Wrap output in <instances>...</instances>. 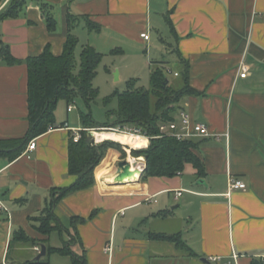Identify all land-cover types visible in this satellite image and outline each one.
Here are the masks:
<instances>
[{
	"label": "crops",
	"instance_id": "obj_1",
	"mask_svg": "<svg viewBox=\"0 0 264 264\" xmlns=\"http://www.w3.org/2000/svg\"><path fill=\"white\" fill-rule=\"evenodd\" d=\"M10 1L0 0V14ZM41 1L57 10L55 32L47 30L37 0H27L17 17L0 20L2 43L21 61L0 63V139L25 136L24 61L46 46L61 54L68 13L97 24L98 31H88L95 40L117 46L147 45L152 34L163 41L160 35L168 32L173 44L162 43L174 56L170 75L178 73L180 55L189 66V85L203 94L183 98L181 108L210 133L197 138L195 152L205 170L201 179L191 165L172 178L143 179L142 171L133 179L115 178L120 161L109 151L94 170L95 184L55 207L65 229L62 242L76 234L71 249L87 264H211L210 256L229 260L233 254L236 264H264V0ZM80 127L55 115V126L34 139V150L26 146L13 161L0 157V201L7 210L0 212V264L37 261L41 245L10 241L19 231L33 241L44 238L36 227L50 190L75 180L68 173V142ZM140 165L145 167L143 158ZM231 179L246 188L231 189ZM73 217L84 219L75 231ZM152 233L180 234L185 247L151 240ZM49 241L50 236L47 244L61 248Z\"/></svg>",
	"mask_w": 264,
	"mask_h": 264
},
{
	"label": "trees",
	"instance_id": "obj_2",
	"mask_svg": "<svg viewBox=\"0 0 264 264\" xmlns=\"http://www.w3.org/2000/svg\"><path fill=\"white\" fill-rule=\"evenodd\" d=\"M38 1L39 10L45 20L47 30L55 32L57 21L53 16V8L50 4ZM27 0H11L6 10L0 14V20L17 17L23 12ZM84 23L87 31H98L100 27L89 21L87 17L68 13L66 16L67 35L60 55H53L49 46H46L41 54L27 58L24 63L27 66V105L29 128L24 137L20 139H0V157L13 161L21 155L30 141L45 134L55 126V110L59 100H64L67 107L76 97H80L89 108L97 96L93 87V79L96 76L97 67L101 61V54L92 46L84 45L79 54V66L76 68L75 49L78 39L72 35V30ZM176 52L178 53L177 49ZM0 63L15 65L21 61L15 59L9 47L0 39ZM179 70L177 75L181 84L177 87L171 84L167 78L165 62H151L149 89L136 87L134 81L127 83L126 90L114 92L105 102L115 99L117 109L113 112L115 122L108 125H98L90 117V114L80 115V128L78 140L71 137L68 142V173L75 177L74 182L64 188L50 190L49 201L39 217V226L36 231L44 238L31 240L24 236L22 231L14 233L10 245L20 240L26 244H39L45 246V256L58 254L69 256L71 264H87L85 256L75 253L71 245L76 239L64 243L61 248L50 247L48 237L53 232L61 234L65 229L57 221L54 214L55 207L68 195L85 190L95 184L94 170L109 151H119L122 158L125 153L119 143L105 140L94 143L89 130L96 133L108 131L117 127L128 126L138 129L142 135L148 138V146L144 149L130 150L133 157H143L145 167L142 170L143 179L150 177L172 178L183 172L185 166L191 165L197 178L205 175L201 158L196 154L199 143L197 138L177 140L173 137H159V126L175 122L177 115L183 109L180 101L185 97L201 96L202 93L191 88L188 82L189 66L178 56ZM170 70V69H169ZM171 72V71H170ZM109 116V115H108ZM63 125V124H62ZM84 219L73 217L71 226L76 229V224L83 223ZM151 240L166 241L178 247H185L180 234L165 235L152 233ZM44 257L23 264H47Z\"/></svg>",
	"mask_w": 264,
	"mask_h": 264
},
{
	"label": "rangeland",
	"instance_id": "obj_3",
	"mask_svg": "<svg viewBox=\"0 0 264 264\" xmlns=\"http://www.w3.org/2000/svg\"><path fill=\"white\" fill-rule=\"evenodd\" d=\"M53 12L57 15L56 9H53ZM167 33L160 35L163 38V41H160L156 35L152 34L151 41H149L147 45H140L136 43L117 46V43H113L111 40H102L104 42L95 40L97 37L96 34H89V32L83 27V23H79L72 30V35L78 39V45L75 49L76 68L79 66V54L82 46H94L97 52L102 54L101 61L96 70V76L92 82L93 87L97 91V96L89 108L84 104L80 97H76L70 105L72 107L70 112H67L66 102L64 100H59L54 114L59 119L66 120L67 118L71 125H80V115L83 114H90L91 119L98 125H108L114 123L115 116L113 112L117 109V102L113 99L106 103V98L110 97L116 91H125L127 83L131 80L135 82L136 87L149 89L151 61H162L165 62L164 66L168 69L170 68L171 71L175 69L174 67H176V64L173 53L167 45L164 44L165 42L173 44L171 39L167 38V36L169 37ZM167 78L174 86L178 87L181 84L180 78H174L172 75H167ZM93 141L94 143H100L95 139H93ZM119 145L121 150L125 153V157L122 158L120 152L115 151L118 153L117 157L120 164L122 161H126V163H128L129 160H134L140 164L143 157L133 158L131 153L129 156L127 153L130 150L137 149H128L126 146L121 144ZM61 236L58 232L51 233L49 244L62 247L64 242H62ZM44 260L48 261L47 264H71L69 256H62L58 254H51L48 257H44Z\"/></svg>",
	"mask_w": 264,
	"mask_h": 264
},
{
	"label": "built area",
	"instance_id": "obj_4",
	"mask_svg": "<svg viewBox=\"0 0 264 264\" xmlns=\"http://www.w3.org/2000/svg\"><path fill=\"white\" fill-rule=\"evenodd\" d=\"M141 38L145 41L149 39L148 34H141ZM167 74H171L170 70L167 69ZM173 76H177V74H173ZM72 109L71 106H68L67 111L70 112ZM93 130H89V132H92ZM108 131L111 132H116V133H121V134H128V135H133L135 137H145L142 135V133L136 129V128H131L128 126L124 127H117L115 129H109ZM173 137L177 140H184L188 138H207L210 136L208 127L204 123H194L191 121V118L189 114L182 110L179 112L177 115V119L175 122H170L166 124H161L159 126V135L155 136L156 138L159 137ZM79 135L74 136V140H78ZM93 138V137H92ZM94 139V138H93ZM35 143L34 140L30 141L29 144L27 145L26 150L27 151H32L34 150ZM142 170L144 169V165L141 166ZM229 187L231 189H242L244 190L245 184L242 183L239 180L231 179L229 181ZM177 195H180V193H177ZM0 212H6L7 210L4 208L0 201ZM38 250V249H37ZM237 260V255L233 254L229 260H226L222 257L219 256H210L207 258V261L211 264H236Z\"/></svg>",
	"mask_w": 264,
	"mask_h": 264
},
{
	"label": "bare ground",
	"instance_id": "obj_5",
	"mask_svg": "<svg viewBox=\"0 0 264 264\" xmlns=\"http://www.w3.org/2000/svg\"><path fill=\"white\" fill-rule=\"evenodd\" d=\"M92 136L97 142L110 140L126 146L128 149H142L147 145L146 139L143 137H135L133 135L121 134L111 131H101L97 133L92 131ZM141 169L142 168L139 163L135 162L134 160H129L128 163L120 166L119 171L116 172L115 178L133 179L140 175L142 171Z\"/></svg>",
	"mask_w": 264,
	"mask_h": 264
},
{
	"label": "water",
	"instance_id": "obj_6",
	"mask_svg": "<svg viewBox=\"0 0 264 264\" xmlns=\"http://www.w3.org/2000/svg\"><path fill=\"white\" fill-rule=\"evenodd\" d=\"M116 78H117V75H116ZM89 134H90V136H92V132H89ZM125 164H126V161H122V163L120 164V166L121 165H125ZM44 256H45V246L44 245H41V247H40V253L37 255L36 260H39L40 258H42ZM254 264H258V261H254Z\"/></svg>",
	"mask_w": 264,
	"mask_h": 264
}]
</instances>
